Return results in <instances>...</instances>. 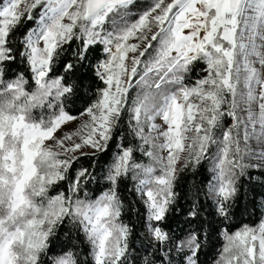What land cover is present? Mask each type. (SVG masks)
Segmentation results:
<instances>
[{"label": "snow or ice", "instance_id": "snow-or-ice-1", "mask_svg": "<svg viewBox=\"0 0 264 264\" xmlns=\"http://www.w3.org/2000/svg\"><path fill=\"white\" fill-rule=\"evenodd\" d=\"M5 89L48 112L26 126L43 142L30 193L0 170L25 217L0 220L15 264H209L213 237L210 264H264V211L237 206L245 180L264 188V0H5ZM77 104L87 120L57 135ZM206 161L186 196L181 173Z\"/></svg>", "mask_w": 264, "mask_h": 264}, {"label": "rangeland", "instance_id": "rangeland-1", "mask_svg": "<svg viewBox=\"0 0 264 264\" xmlns=\"http://www.w3.org/2000/svg\"><path fill=\"white\" fill-rule=\"evenodd\" d=\"M5 0H3V3ZM1 4V6L3 5ZM203 73L197 71L196 76L194 74L187 81L188 83L194 82V79ZM18 94L5 89L0 94V108L3 109L0 112V170L4 175L8 177H20L24 183L22 185L25 194L30 193L31 180L35 174L39 172L41 165L38 162V149L42 146L36 144L34 137L30 138V134L27 130V125L31 124L25 120L23 113L16 110L14 105L20 104V99H17ZM85 120L86 116H77V118L71 122H67L57 132V135H63L66 132L75 131ZM231 123V120H228ZM48 143H51L50 141ZM84 152H91L89 148H85ZM206 163L209 168L211 167L209 162ZM177 167H182L181 163L177 164ZM0 205L4 209L3 217L0 220L4 221L5 231H16V226L22 224L25 220L23 215H16L12 219H9L11 210L9 203L6 199H0ZM20 243L19 237H14L8 240L4 246L3 251H0V264H15L14 257L16 256V249Z\"/></svg>", "mask_w": 264, "mask_h": 264}, {"label": "trees", "instance_id": "trees-1", "mask_svg": "<svg viewBox=\"0 0 264 264\" xmlns=\"http://www.w3.org/2000/svg\"><path fill=\"white\" fill-rule=\"evenodd\" d=\"M3 3V0H0V6ZM29 24H31L32 22H28ZM96 54L93 53V56H95ZM20 67H23V65H21ZM194 76H196V72L193 73ZM23 103V99H20V104ZM83 105L82 104H77L76 108L73 109V113L77 116H79V111L78 109L82 108ZM48 112L39 108L36 109H29L26 113H23L25 120L29 123H32L36 116L39 117L40 115H47ZM115 151V149H113V152ZM85 160L89 159V158H84ZM211 173L209 171V166L206 163H203L199 169L196 171V173L194 174L191 171L188 170H184L181 173V180L179 181L180 186H181V190L186 194H189L192 186L194 184H205L207 182V180L210 178ZM194 177V178H193ZM256 183V181H252L251 183L248 182L247 180H245L244 182V186L242 188V199L238 200V207L241 210V214L239 216L240 219H243L244 221H248L249 219L251 220H255L256 219V213L259 211H264V209H259L257 208H253L252 204L253 202H255L257 205H259V203L262 202V200H264V188H259V187H253V185ZM90 188H94V185H89ZM125 195H127V193H125ZM129 199H132L129 196ZM181 204L185 205V209L188 206V199L182 200L180 201ZM207 204V202H205ZM245 209H247V211H245ZM209 211L208 207L206 206L204 209V212L201 213V219H207L206 217V213ZM4 214V209L3 207L0 205V218L3 217ZM184 217L181 216L180 220L183 221ZM133 220H135V216H133ZM213 246L211 248V253L208 256V261L210 264V261L212 259V256L215 254V252L219 249L220 243L221 241H219L216 237H213ZM136 245L137 247H139L140 245V241H136Z\"/></svg>", "mask_w": 264, "mask_h": 264}]
</instances>
